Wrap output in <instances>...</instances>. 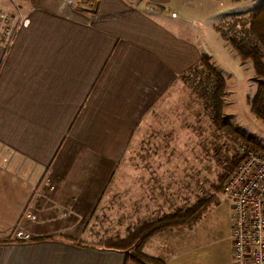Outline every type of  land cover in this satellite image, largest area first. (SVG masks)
Here are the masks:
<instances>
[{
  "label": "crops",
  "instance_id": "1",
  "mask_svg": "<svg viewBox=\"0 0 264 264\" xmlns=\"http://www.w3.org/2000/svg\"><path fill=\"white\" fill-rule=\"evenodd\" d=\"M84 1V8L26 1L11 41L0 38V151H12L0 170V264H136L81 239L87 216L114 215L116 227L126 216L129 227L150 208L146 186L161 181L129 145L152 105L204 54L172 26L176 8L192 0ZM194 1L214 11L224 0ZM44 174L56 186L45 201L76 198L64 220L45 211L44 219L37 211L38 220L22 217ZM183 226L157 231L142 251L167 264H202ZM18 227L30 238H13Z\"/></svg>",
  "mask_w": 264,
  "mask_h": 264
},
{
  "label": "rangeland",
  "instance_id": "2",
  "mask_svg": "<svg viewBox=\"0 0 264 264\" xmlns=\"http://www.w3.org/2000/svg\"><path fill=\"white\" fill-rule=\"evenodd\" d=\"M12 1L19 7L21 14V5L29 0ZM54 1L56 5H62V8L68 5L71 8L86 6L84 0ZM263 2L264 0H245L236 3L224 0L222 5L216 6L213 11L192 0L189 5L184 4L183 7L176 8L173 13L177 19L172 26L198 45L225 80L223 115L233 129L229 126L219 128L214 124L210 110L203 103L204 98L197 96L196 84L190 79L183 84L177 81V84L169 86L152 105L150 113L146 115L148 117L141 120L129 145L130 153L135 155V159L144 155V158L139 159L150 160L151 177L161 181L146 186L147 194L150 190L152 195L150 208L145 206V213L143 209L138 211L134 224L129 227L126 216H118L123 222L119 227L111 222L116 217L114 215L113 218L111 215L87 216L88 225L81 239L95 241L98 245L116 235L126 236L145 220L178 208L186 209L200 196L212 195L213 199L202 218L195 224L183 226L181 231L184 238L188 237L193 245L198 247V254L194 256H197L200 263L232 264L230 200L220 193L223 183L217 184V179L238 152V145L245 143L250 145L249 149L264 148V124L249 111L247 104V100L256 94L258 87L252 63L240 60L228 39L243 38L246 35L247 16L261 8ZM10 13L13 15V12ZM18 17L14 13L13 22ZM5 37L6 40L10 38ZM241 133L250 135L260 144L250 141L247 143ZM143 144L151 145L152 150L141 151ZM11 152L0 151V161L7 158L8 164L12 157ZM237 158L239 160L235 166L242 161L241 156ZM155 159L167 160L166 166L158 169L155 167ZM234 169L235 167L227 177ZM159 170L160 175L156 174ZM43 180L53 186L52 191L49 187L41 185ZM214 184L219 186L218 190ZM55 187L51 177L44 174L27 200L29 205L39 189L38 194L41 196L37 203L39 207L35 211L40 213L42 219L45 211L46 218L49 215L52 222L71 216L74 210L72 207L65 210V214L62 212L64 207L75 206L76 203V198L69 201V205H60L57 202L49 204L45 201L49 193L53 194ZM157 189L161 191L160 196L155 194ZM103 218L105 220H102ZM17 222L15 225L18 226ZM96 222H102L104 227H96Z\"/></svg>",
  "mask_w": 264,
  "mask_h": 264
},
{
  "label": "trees",
  "instance_id": "3",
  "mask_svg": "<svg viewBox=\"0 0 264 264\" xmlns=\"http://www.w3.org/2000/svg\"><path fill=\"white\" fill-rule=\"evenodd\" d=\"M148 6L149 4L145 5L146 9ZM159 9H163V7H159ZM247 24L246 35L243 38L231 37L228 39V43L240 60L252 63L258 87L256 94L247 100V104L249 111L264 124V2L255 13L247 16ZM2 35L0 34V38ZM14 35L15 33L7 41H11ZM189 79L196 84L197 96L200 98L201 95L204 98V101H202L205 107L210 110L214 124L219 128L229 126L233 129L223 115V98L226 95L225 80L215 69L208 56L201 54L199 62L179 74L173 84H177V81L183 84ZM240 135L243 140L246 139L248 141L247 143L249 141L254 142V144L258 143L248 134L241 133ZM243 145L246 148L250 147L249 144L244 143ZM237 157L234 156L231 159V163L224 167V172L218 175V179L216 178L217 184L221 185L224 182L227 175L238 162L239 159ZM217 184L213 186H216L218 190L219 186ZM212 199V195L200 196L186 209L178 208L162 213L136 225L126 236L116 235L105 239L98 245L106 249L122 251L126 254L128 261L136 264H167L161 258L146 255L142 251L143 244L157 231L195 224L202 218Z\"/></svg>",
  "mask_w": 264,
  "mask_h": 264
},
{
  "label": "built area",
  "instance_id": "4",
  "mask_svg": "<svg viewBox=\"0 0 264 264\" xmlns=\"http://www.w3.org/2000/svg\"><path fill=\"white\" fill-rule=\"evenodd\" d=\"M14 13L19 16L15 22ZM20 16L19 7L12 0H0V34L12 36L20 24ZM237 147L235 156H241L242 161L220 189L231 204L232 264H264V148L249 149L243 144ZM7 165V158H4L0 161V170ZM41 185L53 190V186L45 180ZM38 191L27 206L24 218L38 220L32 212L39 207L37 203L41 194ZM67 209L64 207L62 213L65 214ZM30 235L19 227L14 228L12 233L13 238L20 240L29 239Z\"/></svg>",
  "mask_w": 264,
  "mask_h": 264
}]
</instances>
